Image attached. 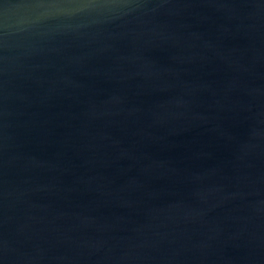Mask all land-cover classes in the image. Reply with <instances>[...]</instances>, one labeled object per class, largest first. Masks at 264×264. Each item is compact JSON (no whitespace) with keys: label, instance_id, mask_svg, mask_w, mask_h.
Returning a JSON list of instances; mask_svg holds the SVG:
<instances>
[{"label":"water","instance_id":"obj_1","mask_svg":"<svg viewBox=\"0 0 264 264\" xmlns=\"http://www.w3.org/2000/svg\"><path fill=\"white\" fill-rule=\"evenodd\" d=\"M0 264H264V0H0Z\"/></svg>","mask_w":264,"mask_h":264}]
</instances>
